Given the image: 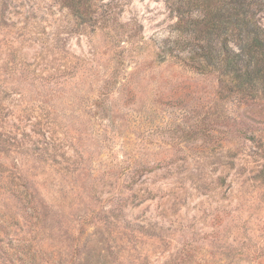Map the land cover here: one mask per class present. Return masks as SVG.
<instances>
[{
	"label": "rangeland",
	"instance_id": "1",
	"mask_svg": "<svg viewBox=\"0 0 264 264\" xmlns=\"http://www.w3.org/2000/svg\"><path fill=\"white\" fill-rule=\"evenodd\" d=\"M171 2L0 0V264H264V99Z\"/></svg>",
	"mask_w": 264,
	"mask_h": 264
},
{
	"label": "trees",
	"instance_id": "2",
	"mask_svg": "<svg viewBox=\"0 0 264 264\" xmlns=\"http://www.w3.org/2000/svg\"><path fill=\"white\" fill-rule=\"evenodd\" d=\"M171 7L176 28L188 38L176 40L166 52L190 46L196 71L218 72L223 99H264V27L259 20L264 0H172ZM12 193L19 199L18 192ZM1 234L3 224L0 258L10 261L11 248Z\"/></svg>",
	"mask_w": 264,
	"mask_h": 264
}]
</instances>
